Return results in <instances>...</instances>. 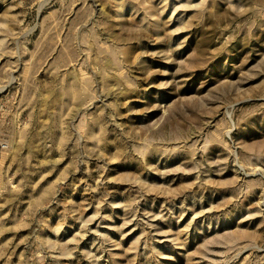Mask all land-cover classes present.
<instances>
[{
    "label": "rangeland",
    "instance_id": "obj_1",
    "mask_svg": "<svg viewBox=\"0 0 264 264\" xmlns=\"http://www.w3.org/2000/svg\"><path fill=\"white\" fill-rule=\"evenodd\" d=\"M0 264H264V0H0Z\"/></svg>",
    "mask_w": 264,
    "mask_h": 264
}]
</instances>
